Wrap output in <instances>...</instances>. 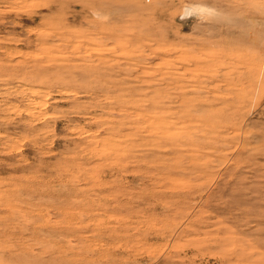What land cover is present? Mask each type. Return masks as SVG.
Returning a JSON list of instances; mask_svg holds the SVG:
<instances>
[{
    "label": "rangeland",
    "instance_id": "obj_1",
    "mask_svg": "<svg viewBox=\"0 0 264 264\" xmlns=\"http://www.w3.org/2000/svg\"><path fill=\"white\" fill-rule=\"evenodd\" d=\"M0 264H264V0H0Z\"/></svg>",
    "mask_w": 264,
    "mask_h": 264
}]
</instances>
